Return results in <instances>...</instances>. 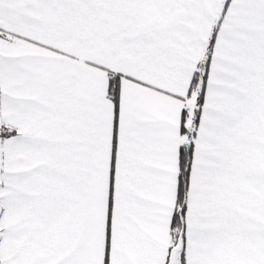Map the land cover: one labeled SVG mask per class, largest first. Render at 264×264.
<instances>
[{
  "label": "snow or ice",
  "instance_id": "snow-or-ice-1",
  "mask_svg": "<svg viewBox=\"0 0 264 264\" xmlns=\"http://www.w3.org/2000/svg\"><path fill=\"white\" fill-rule=\"evenodd\" d=\"M0 264H264V0H0Z\"/></svg>",
  "mask_w": 264,
  "mask_h": 264
}]
</instances>
